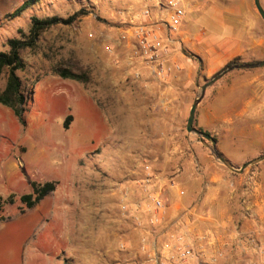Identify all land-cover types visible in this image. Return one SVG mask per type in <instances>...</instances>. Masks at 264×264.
Segmentation results:
<instances>
[{
    "label": "rangeland",
    "instance_id": "1",
    "mask_svg": "<svg viewBox=\"0 0 264 264\" xmlns=\"http://www.w3.org/2000/svg\"><path fill=\"white\" fill-rule=\"evenodd\" d=\"M25 1L0 0V51L7 49L5 43L9 38H23L24 34L29 33L33 16L56 15L67 18L79 11L82 14L71 23L59 22L49 26L42 32L35 48L22 50L27 67L26 70H19V75L29 84L40 78L36 82L33 96L27 102V124H23L12 109L0 103V182L7 184L0 193L8 190L12 192L6 197L2 196L4 199L11 197V202H7L0 211V264H51V260L54 264H98L97 247L100 249V264H115V257L116 264H146L150 255L145 253V257V251L140 249V252L129 255L124 251L127 248L125 241L121 239L118 243L109 239L111 228L107 221V208L104 211L106 218L101 220L98 231H93L94 222L90 220V216L86 218L85 253L77 256L73 252L77 242L78 200L83 196L87 200L92 189L80 186L79 183L75 184L74 189L64 187L69 185V181H75L76 175L85 176L94 169L100 171L99 166L106 169L115 161L114 152L130 150L137 142H131L127 138L130 134L125 131L124 126L121 131L116 127L118 135L115 138L110 113L105 108L100 110L92 102L93 92H90V96H84L81 84L59 80L55 77L58 75L54 74V69L58 65L72 68L75 66L73 70L77 72H88L86 82L75 81L84 84L85 89L89 90L96 71H101L104 63L120 58V51L129 49L127 60L131 63L141 62L151 71H164L161 81L165 85V92L153 100L164 104V110L155 111V115L165 119L168 126L165 128L168 131L164 134L171 137L167 149H187L189 142L196 141L198 157L201 158L198 148L203 145L205 149L207 146L200 141L198 134L187 131L191 106L201 94L205 82L227 66L264 60V19L255 0H183L186 16L177 31L171 32L167 25L163 26L168 10L161 9L157 4L158 0H36L21 14L14 15ZM261 1L264 7V0ZM147 6L151 9L149 16L144 15ZM204 8L208 12L207 21L194 26L193 21L188 18L189 13ZM132 20L153 25L158 32L163 48V58L158 63L151 64L131 57L136 49L141 48L140 45L132 46L134 40L140 43L131 27L135 23ZM124 33L127 38H122ZM183 49L187 52L197 49L203 60L200 73L195 79L196 86L191 93L187 113L182 117L172 107L176 96L171 95L168 89L174 87L178 73L183 70L182 64L171 57ZM262 71L264 67L234 69L210 88L232 85L242 81L240 74H256ZM138 73L141 76L137 80L142 81L143 72L138 69L134 75ZM262 78L264 80V75ZM4 83L5 78L2 77L0 85ZM144 85L145 88L150 86L149 83ZM249 92L248 89L240 88L237 96L240 99ZM70 114L73 115V120L68 128L66 122ZM261 114L256 122L259 119L264 123V112ZM248 119L242 118L241 124L250 123ZM209 133L221 139L218 149L232 162H236L234 164L237 166L264 153V139L259 141L256 139L257 135L250 134V141L234 142L228 139V132ZM262 136L264 137V131ZM206 149L216 158L209 148ZM141 162V168L149 163L151 169L155 170L152 159L143 157ZM164 162L173 163L174 170L181 167L178 159L164 158ZM15 165L18 172L14 169L12 174H7V169ZM259 165L260 162L247 169L258 170ZM137 170L132 169L126 177L123 173H116L112 178H109V172L101 171V180L105 182L101 189L102 194H111V183H125L130 179L136 185L134 179L139 174ZM54 179L59 180L60 188L44 197L46 206L37 208L41 202L32 208L23 204L20 197L32 192L33 181L45 182ZM134 189L135 187L130 186L128 191ZM67 193L69 197L66 199ZM55 204L61 206L62 213L63 207L70 209L73 218L66 219L62 216L63 219L55 222L51 219L40 220L37 216H29L28 219L15 216L29 215L30 210L35 207L44 212L47 208H56ZM120 210L121 223L125 224L126 221L130 224L129 219L132 222L128 229L139 230L146 227L142 219L134 214L126 216L121 207ZM78 227L80 232V225ZM66 231L70 233L69 238H66Z\"/></svg>",
    "mask_w": 264,
    "mask_h": 264
},
{
    "label": "crops",
    "instance_id": "2",
    "mask_svg": "<svg viewBox=\"0 0 264 264\" xmlns=\"http://www.w3.org/2000/svg\"><path fill=\"white\" fill-rule=\"evenodd\" d=\"M207 14L204 8L190 12L188 18L193 21L194 26H197L207 21ZM168 20V17L164 19L163 26L168 25ZM138 45L140 43L134 40L132 46ZM128 50L120 51L118 56L120 58L104 63L101 66L102 70L96 71L92 88L89 90L78 81L52 75L59 80H70L74 84H81L84 96L85 94L90 96V92H93L92 102L100 110L105 108L110 113L115 138L118 135L116 127H119L121 131V127L124 126L125 131L130 134L127 138L131 139V142H137V145L130 150L114 152L115 161L106 169L99 166L100 171L94 169L85 176L76 175L75 181H69V185L64 187L74 189L75 184L79 183L80 186L92 189L91 196L87 197V200H84L86 196L78 200L77 242L73 252L77 256L85 253L86 218L90 216V220L94 222L93 231H98L101 220L106 218L104 211L107 208L109 212L107 221L111 228L109 239H114L118 243L121 239L125 241L127 248L124 251L129 255L141 250L145 251L144 254L150 255L146 264H264V257L257 254L253 247L254 243L251 241V238L255 237L264 246V160L258 167L260 184L249 202L252 215L246 216L243 198L250 169L242 173L229 169L217 161L206 149L208 147L204 149L203 145L198 148L201 158L198 157L196 141L189 142L187 149L178 147L173 150L167 149L171 137L164 134L168 131L166 130L168 126L164 122L165 119H160L159 115H155V111L164 110V104L153 100L165 92V85L161 81L163 77L149 70L141 62L131 63L127 60ZM186 52L183 49L171 57L182 64L183 70L178 73L174 87L168 89L171 95L176 96L172 107H175L182 117L187 113L191 93L196 86L195 79L200 73L203 60L201 52L197 49H190L188 52L190 54ZM162 55L163 51L160 59L163 58ZM138 69L143 72L142 81L135 78L134 72ZM240 75L242 81L221 88L216 86L207 89L197 109L196 127L212 133L228 132V139L234 142L250 141V134L257 135L256 139L261 141L264 139L262 136L264 123L259 119L256 122V118L262 116L261 112H264V80L262 78L264 71ZM147 83L150 86L145 88L144 84ZM260 86L263 87L260 88ZM240 88L248 89L250 92L239 99L237 90ZM87 100L90 102L89 98ZM245 117L254 119H248L250 123L246 125L241 124L240 120ZM249 128L250 131H248ZM220 141L218 137V142ZM143 157L153 160L155 177L152 178L151 187L152 192L163 200L162 208L158 209L144 200V193L139 185L132 184L131 180L126 182V185L111 183L109 185L112 190L111 194H102L101 189L105 186V182L101 180V171L109 172V178L115 176L116 173H123L126 177L132 169L136 168L139 171L136 177H143L146 174L141 168ZM164 158L178 159L182 167L181 171L177 174L173 173L175 172L174 166L172 167L173 163L164 162ZM14 169L15 172L19 170L17 165L10 166L7 174H12ZM54 180L60 183L59 180ZM6 186V183L0 182V191ZM130 186L135 189L126 193V187ZM59 188L60 186L57 185L56 190ZM10 193L12 192L8 190L0 195L6 197ZM67 197H69L68 193L66 199ZM44 199L40 201V206L37 208L41 205L46 206L47 201ZM121 201L128 204V210L125 211L126 216L134 214L142 219L145 222V228L128 229L132 223L130 219L128 220L130 224L126 221L125 224L121 223ZM55 206L57 207L47 208L44 212L38 211L35 207L36 209L30 210L29 215L15 216L27 219L29 216H37L40 220L51 219L55 222L60 218L63 219L62 216L66 219L73 218L70 209L63 207L62 213L61 206L57 204ZM154 216L157 217L156 225L151 223ZM152 228L155 230L152 231ZM180 234L184 235L186 243L192 245L196 256L184 260L179 258L180 242L177 237ZM98 236L99 240L100 235ZM69 237L70 233L66 231V238ZM93 252H95V247ZM96 252L97 259H99L97 263L100 264L99 247ZM141 253L143 256V252ZM54 263L51 260V264ZM114 263H117V257Z\"/></svg>",
    "mask_w": 264,
    "mask_h": 264
},
{
    "label": "trees",
    "instance_id": "3",
    "mask_svg": "<svg viewBox=\"0 0 264 264\" xmlns=\"http://www.w3.org/2000/svg\"><path fill=\"white\" fill-rule=\"evenodd\" d=\"M35 1L36 0H26L13 14H21L30 5L34 4ZM81 14L82 12L79 11L67 18L56 15L46 17L33 16L29 33L24 34L23 38H9L5 43L7 49L0 51V79L2 77L5 78L4 85H0V103L12 109L23 124H27V102L33 96L36 82L40 80V78L35 79L32 84H29L19 75L18 71L26 70L27 67V63L22 56V50L35 48L42 32L49 26L59 22L71 23L78 19ZM186 53L190 54L188 52ZM74 67H63L62 65H58L54 69V74L63 78H71L86 82L89 76L88 72H77L73 70ZM72 120L73 115L70 114L67 118L66 127L69 128ZM216 139L218 140L217 137ZM57 185L58 181L56 180L45 182L33 181L32 192L21 195L20 199L26 207L32 208L49 193L55 191ZM7 202H11V197L4 199L0 196V211Z\"/></svg>",
    "mask_w": 264,
    "mask_h": 264
},
{
    "label": "built area",
    "instance_id": "4",
    "mask_svg": "<svg viewBox=\"0 0 264 264\" xmlns=\"http://www.w3.org/2000/svg\"><path fill=\"white\" fill-rule=\"evenodd\" d=\"M159 7L161 9H167L168 10V22L167 26L170 29L171 32H176L178 27L182 24L184 17L186 16V10L185 6L183 4V0H158ZM151 14V9L149 6L146 7L144 11L145 16H149ZM135 23L131 26L134 29V34L135 36L139 39L140 41V49H136L134 54L131 56L132 58H136L137 60L140 61H147L149 63H158L160 61V54L163 51L162 42L161 38L158 35V32L154 29L153 25H150L148 23H144L141 21L140 23L136 22L135 20H132ZM122 38H127V34L124 33ZM109 50H111L109 48ZM156 67L159 68L157 65ZM163 70H155V73L159 76L162 77ZM140 74H136L135 78L139 79ZM143 171L145 176L143 177H136L134 181L136 182V185L138 184L141 191L144 193L143 194V199L147 200V202L152 203L153 206L156 208L160 209L164 206L163 200L161 199L160 196L155 195L152 192V178L155 177V171L151 169V166L149 163L145 164V167L143 168ZM181 171V167L177 168L174 173H179ZM259 171L257 169H253L249 172L247 179H246V184H245V195L243 198V205H244V212L246 216H251L252 215V210L249 206V202L251 200V197L254 196L255 192L257 191V188L260 184L259 182ZM130 179H127L126 182H129ZM126 182L124 183L126 185ZM127 188V187H126ZM128 192V188L126 189V193ZM149 195L152 197H149ZM151 205V204H150ZM148 206L149 209L151 206ZM121 208L123 212L128 210V204L125 201H121ZM151 223L156 225L157 223V217H153L151 219ZM155 229L152 228V231ZM178 241L180 242L179 246V258L181 260L194 257L196 256V252L192 245L190 243H186L184 240V235L180 234L177 237ZM251 241L254 243L253 247L255 248V251L257 254L261 255L264 257V246L260 244V242L257 241L255 237L251 238ZM257 264V263H253Z\"/></svg>",
    "mask_w": 264,
    "mask_h": 264
},
{
    "label": "water",
    "instance_id": "5",
    "mask_svg": "<svg viewBox=\"0 0 264 264\" xmlns=\"http://www.w3.org/2000/svg\"><path fill=\"white\" fill-rule=\"evenodd\" d=\"M255 4L261 14V16L264 19V7L262 5L261 0H255ZM264 67V60H258L253 62H241V63H233L229 66H227L224 70L217 73L214 77L207 80L205 84L201 88V94L197 96L191 106L189 117L187 120V131L188 132H194L200 136V141L204 143L216 156L217 161H219L221 164L225 165L229 169L242 173L245 169L248 167L255 165L261 161L264 160V153L258 157H255L253 159H250L246 161L241 166L235 165L230 159H228L219 149H218V140L214 135H212L209 132L203 131L195 126V119H196V113L199 106V103L204 98L205 93L207 89L213 85L216 81H218L220 78H222L224 75H226L228 72L234 70V69H245V68H259Z\"/></svg>",
    "mask_w": 264,
    "mask_h": 264
}]
</instances>
